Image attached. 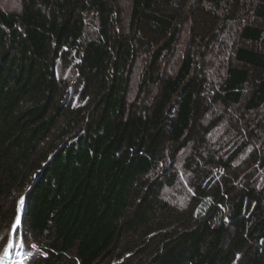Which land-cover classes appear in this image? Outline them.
Returning a JSON list of instances; mask_svg holds the SVG:
<instances>
[{"label": "trees", "instance_id": "1", "mask_svg": "<svg viewBox=\"0 0 264 264\" xmlns=\"http://www.w3.org/2000/svg\"><path fill=\"white\" fill-rule=\"evenodd\" d=\"M186 2L127 0L128 31L119 0H24L20 12L0 8V225L13 224L24 193L17 233L37 248L31 264H264V181L257 182L264 121L231 122L233 136L248 130L251 139H234L227 152L190 154L184 168L194 195L183 211L163 202V183L149 179L167 143L173 157L191 140L206 144L211 129L199 125L208 107L192 55L174 75L157 73L189 18ZM195 3L222 5L217 32L239 22L214 100L261 110L264 0H252L242 21L243 0ZM87 17L95 23L91 36ZM140 49H151L142 81L160 89L136 112L127 93ZM71 54L82 94L92 99L78 108L65 100L68 85L57 76L58 60ZM253 136L259 145L249 150ZM243 166L251 178L239 176Z\"/></svg>", "mask_w": 264, "mask_h": 264}, {"label": "rangeland", "instance_id": "2", "mask_svg": "<svg viewBox=\"0 0 264 264\" xmlns=\"http://www.w3.org/2000/svg\"><path fill=\"white\" fill-rule=\"evenodd\" d=\"M121 10L119 19L122 21L124 30L128 31L129 25V8L127 0H119ZM24 0H2L0 8L6 12H20ZM252 0H243V6L239 14L242 15L241 21L247 16L246 9L250 6ZM244 3L247 6H244ZM221 6H207V5H190V0L186 2L185 16L189 15L183 24L182 30L178 33L176 43L171 51H163L162 57L159 60L157 73L162 74L163 77L174 75L178 66L185 54H190L195 59L197 65L194 70V75L202 76L204 79L201 95L203 97V108L208 107L207 112L199 120V125L204 127L211 126L210 131L205 135L207 143H197L196 140H191L186 147L175 153L171 157V147L167 143L164 147L165 156L161 158V162L156 170L149 176V179L154 178L163 183L160 191V199L169 205L171 208L178 211H183L189 204L190 196L194 195L192 186V176L184 166L186 159L191 153L198 152L200 158L208 157L212 151L221 148L222 153L229 151L233 147L234 139L245 142L251 139L248 130L245 134L240 136H233L230 133V127L233 128L234 120H240L243 124L244 119H249L255 123L257 121H264V107L257 112H246L241 105H232L227 108L220 101H215L213 98L214 91L220 83L226 65L232 60V47L238 42V23H232L225 30L218 31L221 22L218 20L221 17ZM243 10V11H242ZM245 11V12H244ZM193 15V16H192ZM244 15V16H243ZM91 17V16H90ZM86 19V36H91L95 32V23ZM204 25V27H203ZM206 26L210 27L206 33ZM194 27V32H192ZM215 30V32H213ZM212 33L215 36L212 37ZM130 35L131 33H125ZM196 35V37H195ZM201 36V38L199 37ZM205 38V39H204ZM151 50V49H150ZM150 50L140 49L136 56V63L132 68L129 86L127 93V104L131 106V110L136 112L141 111L145 106L153 103L159 93L160 84L156 81L145 83L142 80L146 76V65L151 60ZM76 55L71 54L65 56L57 62V76L68 85V93L65 100L71 101L74 108L87 106L89 96L84 97L82 94L83 79L78 75L75 67ZM81 90V91H80ZM92 99L90 100V102ZM153 101V102H152ZM87 102V103H86ZM244 116V117H242ZM244 127V125H242ZM202 127V126H201ZM69 136V135H68ZM75 135L69 136L70 140ZM259 145L258 140L253 136L247 148H253ZM226 151V152H227ZM245 155V154H244ZM243 159L237 161L235 165H239ZM217 173V171L214 172ZM221 174V173H220ZM174 175V181L170 180ZM240 177H252V173L245 170L243 166L239 172ZM264 181V173L257 176V182L260 184ZM24 197V193H22ZM200 208V207H199ZM7 237V239H5ZM11 241L13 247L10 249V255L4 257V249L7 247L8 241ZM33 240L25 239L17 232H12L11 225H0V264H31V259L36 255L37 248L34 247Z\"/></svg>", "mask_w": 264, "mask_h": 264}, {"label": "snow or ice", "instance_id": "3", "mask_svg": "<svg viewBox=\"0 0 264 264\" xmlns=\"http://www.w3.org/2000/svg\"><path fill=\"white\" fill-rule=\"evenodd\" d=\"M24 205H25L24 197H21L20 200L18 201L17 213L14 217V222L11 225V230L14 233L18 231V229L20 228L22 224V213H23ZM5 239H7V237H5ZM12 247H13V244L9 240L7 243V247L4 249V253H3L4 257H8L10 255V249Z\"/></svg>", "mask_w": 264, "mask_h": 264}]
</instances>
